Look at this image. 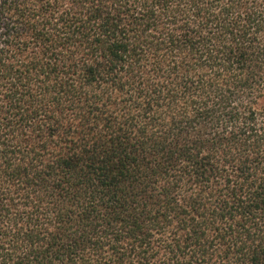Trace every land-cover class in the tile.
Wrapping results in <instances>:
<instances>
[{"label": "trees", "instance_id": "1", "mask_svg": "<svg viewBox=\"0 0 264 264\" xmlns=\"http://www.w3.org/2000/svg\"><path fill=\"white\" fill-rule=\"evenodd\" d=\"M0 264H264V0H0Z\"/></svg>", "mask_w": 264, "mask_h": 264}]
</instances>
